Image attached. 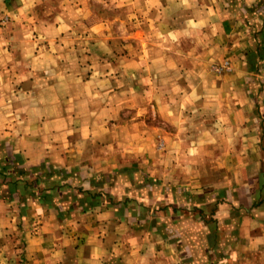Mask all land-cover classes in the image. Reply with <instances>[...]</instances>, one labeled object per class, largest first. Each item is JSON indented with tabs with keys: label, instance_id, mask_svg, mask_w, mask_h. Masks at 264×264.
Returning <instances> with one entry per match:
<instances>
[{
	"label": "crops",
	"instance_id": "0c3cea01",
	"mask_svg": "<svg viewBox=\"0 0 264 264\" xmlns=\"http://www.w3.org/2000/svg\"><path fill=\"white\" fill-rule=\"evenodd\" d=\"M4 3L0 264H264V0H130L98 59Z\"/></svg>",
	"mask_w": 264,
	"mask_h": 264
},
{
	"label": "rangeland",
	"instance_id": "374dc122",
	"mask_svg": "<svg viewBox=\"0 0 264 264\" xmlns=\"http://www.w3.org/2000/svg\"><path fill=\"white\" fill-rule=\"evenodd\" d=\"M2 1L3 3L5 1V6L9 8L17 6L19 2V0ZM6 1L8 2L6 3ZM26 1L27 6L30 7V4L32 5L33 12H31L29 17L33 21L38 20L46 23L61 21V23H67L65 25L66 31L61 36L64 42H94L88 53L91 59H98L101 56L105 57L110 51L111 54L113 51L114 55L121 54V56L129 53L133 54L135 50H131V46H134V42H138L137 54L143 52V45L140 44L141 38L138 37L142 35L140 27L136 31L134 30L135 32L133 31L135 23L131 21L132 19L129 15L130 0ZM142 6L145 7L144 4ZM13 14V10L10 11L9 21L12 20ZM30 23L32 24V22ZM28 35L30 37H27L28 40L39 42L38 33L33 31V29ZM99 42L106 43L102 44ZM107 42L110 43L109 47L107 46Z\"/></svg>",
	"mask_w": 264,
	"mask_h": 264
}]
</instances>
